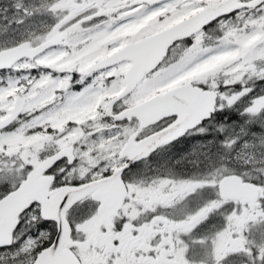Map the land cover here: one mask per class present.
Here are the masks:
<instances>
[{"label": "snow or ice", "instance_id": "6c2138e0", "mask_svg": "<svg viewBox=\"0 0 264 264\" xmlns=\"http://www.w3.org/2000/svg\"><path fill=\"white\" fill-rule=\"evenodd\" d=\"M0 264H264V0H0Z\"/></svg>", "mask_w": 264, "mask_h": 264}]
</instances>
